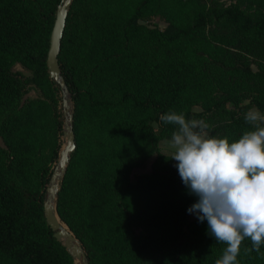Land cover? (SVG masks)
<instances>
[{
	"label": "trees",
	"instance_id": "obj_1",
	"mask_svg": "<svg viewBox=\"0 0 264 264\" xmlns=\"http://www.w3.org/2000/svg\"><path fill=\"white\" fill-rule=\"evenodd\" d=\"M60 4L0 0V264H75L43 206L62 149L47 66ZM153 18L165 28L142 23ZM58 62L75 149L54 203L88 264H215L226 245L190 218L197 197L159 146L175 126L159 118L203 119L229 143L252 130L245 113H264V0H72ZM251 247L242 241L238 264H264V244Z\"/></svg>",
	"mask_w": 264,
	"mask_h": 264
},
{
	"label": "clouds",
	"instance_id": "obj_2",
	"mask_svg": "<svg viewBox=\"0 0 264 264\" xmlns=\"http://www.w3.org/2000/svg\"><path fill=\"white\" fill-rule=\"evenodd\" d=\"M159 119L175 126L168 141L170 159L183 185L197 197L187 211L199 222L206 220L209 234L226 245L215 264H238L246 238L252 247L245 252L259 253L264 244V113L249 109L244 120L252 130L232 143L211 135L203 119H186L175 111Z\"/></svg>",
	"mask_w": 264,
	"mask_h": 264
},
{
	"label": "water",
	"instance_id": "obj_3",
	"mask_svg": "<svg viewBox=\"0 0 264 264\" xmlns=\"http://www.w3.org/2000/svg\"><path fill=\"white\" fill-rule=\"evenodd\" d=\"M71 3L72 0H61V4L57 8L47 57V66L50 77L56 84L59 85L62 91V106L65 120L63 124L64 147L60 151L58 164L52 172L46 189L47 196L43 206L48 226L53 231L54 237L63 244L68 253L71 255L74 263L77 264V262H79V264H88L86 254L80 242L75 238L68 227L59 219L56 213V206H52V201H56L59 191L57 182L62 180L70 155L75 149L74 132L72 127L73 117L72 112H70L71 102L68 99V89L61 76L58 62V56L61 50V40L65 30Z\"/></svg>",
	"mask_w": 264,
	"mask_h": 264
},
{
	"label": "rangeland",
	"instance_id": "obj_4",
	"mask_svg": "<svg viewBox=\"0 0 264 264\" xmlns=\"http://www.w3.org/2000/svg\"><path fill=\"white\" fill-rule=\"evenodd\" d=\"M143 24L147 25V26H150V27H157L159 29H164L166 24L159 18H153L147 22H142ZM16 70H20L19 67H16ZM28 98H34L35 97V93L34 92H31L28 96ZM195 110H199V108H195ZM70 112H72V109L70 108ZM65 120V118H64ZM160 152L162 154H165V155H168V156H172V152H173V149L171 148V146L169 145L168 141H161L160 144ZM64 147V138L62 136V148ZM62 150V149H61ZM155 159V156L151 157L144 165L143 168H139V169H135L131 176H130V180L131 181H134L135 179V176L137 174H147L150 172V169H151V164L152 162L154 161ZM174 161V160H173ZM58 164V163H57ZM57 164L55 165V167L57 166ZM174 164H176V162L174 161ZM54 167V169H55ZM57 184L59 185V181L57 182ZM190 218L191 219H196V216L194 214H190ZM138 234H142V230H138L137 231ZM79 264V263H77Z\"/></svg>",
	"mask_w": 264,
	"mask_h": 264
},
{
	"label": "bare ground",
	"instance_id": "obj_5",
	"mask_svg": "<svg viewBox=\"0 0 264 264\" xmlns=\"http://www.w3.org/2000/svg\"><path fill=\"white\" fill-rule=\"evenodd\" d=\"M52 206H53V207L55 206V203H54V201H52ZM77 263H79V262H77Z\"/></svg>",
	"mask_w": 264,
	"mask_h": 264
}]
</instances>
